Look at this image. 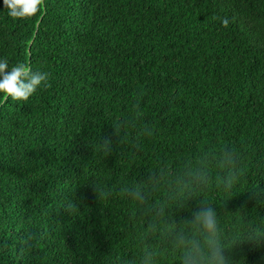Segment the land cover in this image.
<instances>
[{
    "label": "trees",
    "instance_id": "trees-1",
    "mask_svg": "<svg viewBox=\"0 0 264 264\" xmlns=\"http://www.w3.org/2000/svg\"><path fill=\"white\" fill-rule=\"evenodd\" d=\"M0 57L49 77L0 96V264H181L204 205L264 264V0H0Z\"/></svg>",
    "mask_w": 264,
    "mask_h": 264
},
{
    "label": "clouds",
    "instance_id": "clouds-1",
    "mask_svg": "<svg viewBox=\"0 0 264 264\" xmlns=\"http://www.w3.org/2000/svg\"><path fill=\"white\" fill-rule=\"evenodd\" d=\"M5 11L10 18L25 19L33 17L43 6V0H3ZM225 20L224 24L227 25ZM49 77L46 71H33L25 63L10 65L9 61L0 57V96L14 101H28L38 90L48 86ZM220 165L230 168L234 157L224 152L219 161ZM202 178V173L197 179ZM232 184L231 179L225 181L227 188ZM130 195L142 200L139 190H133ZM191 224L199 232L200 239L189 237L184 231H179L173 238V247L180 251L181 264H247L246 250L236 257L226 255V246L219 235L217 214L210 205L201 206L193 213ZM148 254L142 264H151Z\"/></svg>",
    "mask_w": 264,
    "mask_h": 264
}]
</instances>
